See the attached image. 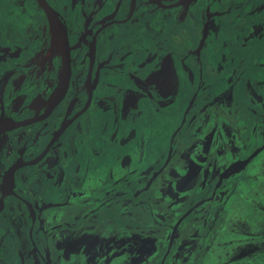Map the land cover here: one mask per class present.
I'll return each mask as SVG.
<instances>
[{"label":"flooded vegetation","instance_id":"obj_1","mask_svg":"<svg viewBox=\"0 0 264 264\" xmlns=\"http://www.w3.org/2000/svg\"><path fill=\"white\" fill-rule=\"evenodd\" d=\"M146 7L171 15L176 28L161 18L147 30L153 39L117 35L141 24ZM191 10L202 13L203 30L197 46L181 49ZM263 18L264 0H0V264H74L69 250L88 264L168 263L165 254L180 253L188 236L193 249L177 264L203 263L219 246L217 264H264L250 263L264 251V220L243 228L228 211L237 175L264 176L254 169L264 151ZM247 27L256 38L252 75L243 60L224 58L226 30ZM210 42L220 58H206ZM240 107L248 120L234 113ZM259 195L244 192L264 213Z\"/></svg>","mask_w":264,"mask_h":264},{"label":"rangeland","instance_id":"obj_2","mask_svg":"<svg viewBox=\"0 0 264 264\" xmlns=\"http://www.w3.org/2000/svg\"><path fill=\"white\" fill-rule=\"evenodd\" d=\"M227 2V0H225ZM231 1V0H230ZM106 2V1H105ZM236 4L238 3V0H232V4ZM105 10H107L106 7H104ZM144 10V9H143ZM202 13H199L198 17H196L194 15V12L191 10L190 14H189V18L188 20L184 23H182L180 25L181 30L183 31L182 34V38H184V42L180 45L181 49H184V44L188 47L191 46H197V38L193 37L194 35L198 34V37L201 35V32L203 30V20H202ZM242 14V13H239ZM243 16V15H242ZM139 18L141 20V24H135V23H131L130 25L125 24L122 26H119L117 28H115L117 30V35L120 36H124L125 34H127L129 31L136 33V36L139 37V35H144L146 34L147 36H149V39H153V35L151 34V36L148 34L147 30L149 29L151 30H155V27H157L159 25L160 19L163 18L165 21L168 22L167 24V29L169 31H173L176 28V24L175 22L172 20V16L168 15V17L166 16V14L163 12V10L161 9L160 11H156L152 8H147L145 11H142L139 15ZM264 19V18H263ZM229 20V19H227ZM40 21V20H39ZM210 27V25H209ZM231 30H234L238 27V24L235 23L233 25H229ZM239 28V27H238ZM31 30V29H30ZM227 40H228V52L226 55H224V58L227 60L230 59H236L237 61H241L243 60V74H251L253 73L254 67L251 64V62H249V60L252 58L253 54H254V48H253V42L256 40V38L252 35L250 36L249 34L251 33V28L247 27L246 30L240 31L236 36H229V30L227 29ZM222 36H223V32H222ZM245 37H249L248 41H252L250 44V47L248 46H241L242 42H245ZM149 41V40H148ZM220 41V38L218 40ZM164 45H166L167 43H164ZM113 48V50L119 51L121 46L118 45V43L115 44H111ZM215 45V42H210L209 48L207 50L206 53V58L210 59L212 54H217V56L220 58V54L213 52V46ZM263 50V47H262ZM57 49L54 51L56 52ZM51 51V49H49V53L48 55L54 53ZM125 51H122L121 54H125ZM169 50H163V55H162V60L164 59V57H166L169 54ZM116 55H118V53H116ZM139 55L140 52H139ZM128 58L134 59V50L133 48L131 49V54ZM193 62V59L191 60V63ZM207 67V65H206ZM208 68V67H207ZM230 68H228V70L226 71L229 72ZM209 72V70H208ZM164 73H166V71L164 70ZM119 74V73H117ZM207 77V75H206ZM166 78V77H165ZM238 90H241V88L238 86ZM166 93V92H165ZM168 93V92H167ZM170 96H166V99H170ZM184 108V107H183ZM241 108V107H240ZM238 108L237 111H234L235 114H239L241 116H243V119L246 121L250 118V114L245 111L243 108ZM182 109H180L181 111ZM182 115V113H181ZM178 122V118L177 117H172V118H165L164 119V124H165V132H171V129L173 128V126ZM262 126L264 127V123L262 122ZM170 134H165L164 138L165 139H169ZM260 141L257 140L255 141L254 145L256 143H258ZM261 155H259L255 161V166L254 169L257 173H261L262 171H264V166L261 165L264 163V151L262 153H260ZM232 155H228V157H231ZM148 157H146L147 160ZM230 158L227 159V161ZM228 163V162H227ZM252 173V169L247 170L244 174H239V176L237 175L236 180L240 181V185L238 187L237 192L234 195V198L232 200V202L230 204H233V208L229 205L228 211H230L231 217H234L235 219L239 220V218L245 219L241 222L237 223V226L243 227V228H251V225L253 226L254 229H258L261 225V222L264 220V213L263 212H258L255 213V210L253 209V203H251V201L247 200L244 197V192H246L249 188H256V190L259 192V196L260 199L264 201V185L263 182L260 180L264 181V176H261V179L259 181H255L254 180H249L248 179V175ZM148 175L150 174L149 172L147 173ZM169 173H164L160 179H168V175ZM191 176V170L187 173H185V175L181 176V178H184L182 180H186V178H190ZM187 181V180H186ZM178 185H173L172 187H170V191L173 192L175 190V187ZM256 186V187H253ZM138 188V187H132V190ZM261 190V191H260ZM234 210V211H233ZM235 212V213H234ZM236 213L238 214V216L236 215ZM238 232H242V229L239 228ZM224 237L227 238H231L233 237V241H236V237H234L233 233L228 232L224 235ZM71 238H75L74 236H71ZM188 241H193V237L188 236L185 240H184V246L182 248V250H184L182 252V250L179 252H177L176 254H178L176 256V254H174V257L172 259H170L171 262H169V264H177V260H178V256L180 254L188 256L190 255V252L188 250L193 249L192 244L187 245ZM65 239L63 240V245L65 244ZM186 247V249H184ZM221 247V246H219ZM219 247L215 250V251H211L209 253H207L204 257L205 262H201V258H197L195 259L194 264H217V261L219 259L218 255H219ZM250 247V246H249ZM67 252V251H66ZM152 253H154V250L149 249L147 251V255H151ZM193 253V250H192ZM68 256H66V254L64 253V258L65 259H69L70 257H73L75 260L74 264H88L84 258H79V256L77 255L76 252H73L69 250V252H67ZM138 254V253H137ZM176 256V257H175ZM83 257V256H82ZM264 260V251L260 252L258 255H256L251 261L250 263H261ZM70 264V263H69ZM234 264H238V263H234Z\"/></svg>","mask_w":264,"mask_h":264},{"label":"water","instance_id":"obj_3","mask_svg":"<svg viewBox=\"0 0 264 264\" xmlns=\"http://www.w3.org/2000/svg\"><path fill=\"white\" fill-rule=\"evenodd\" d=\"M182 4H179L177 7H179V6H181ZM173 6H175V5H172L171 7H173ZM209 26V25H208ZM210 29V28H209ZM209 29L207 28V26L205 27V29H204V34H203V38L201 39V41H200V44H199V48H198V50H200L203 46H204V44H205V42H206V36L208 35L207 33H208V31H209ZM70 72H71V67L68 69V66H66V76H67V78L66 79H68V77L70 76ZM145 82V81H144ZM144 84H146V83H144ZM64 85H67L66 84V82H65V84ZM263 148H259V150H257L252 156H254L255 154H257L258 152H260L261 150H262ZM250 158H252V157H250ZM161 172V171H160ZM176 252V251H175ZM175 252H173V251H170V253L168 252V253H166L165 254V258H169L170 257V259H172L173 257H174V254H176ZM163 254H164V252H161V253H159L158 254V252H155L154 251V253H152L151 255H152V257L153 258H159V260L161 259L160 257H162L163 256ZM148 256H150V255H148ZM148 258V257H147ZM171 262V261H170ZM160 264H169V262L168 263H165L164 261H161V263Z\"/></svg>","mask_w":264,"mask_h":264},{"label":"bare ground","instance_id":"obj_4","mask_svg":"<svg viewBox=\"0 0 264 264\" xmlns=\"http://www.w3.org/2000/svg\"><path fill=\"white\" fill-rule=\"evenodd\" d=\"M52 17V16H51ZM52 22H53V32H54V39H55V42L57 44H60L62 45L64 42H63V36H62V32H61V29L59 27V23L55 20V19H51ZM207 28L209 29L208 25H207ZM53 46V45H52ZM51 46V47H52ZM58 46V45H57ZM66 58V57H65ZM66 60V59H65ZM62 76V75H61ZM62 78V77H61Z\"/></svg>","mask_w":264,"mask_h":264},{"label":"trees","instance_id":"obj_5","mask_svg":"<svg viewBox=\"0 0 264 264\" xmlns=\"http://www.w3.org/2000/svg\"><path fill=\"white\" fill-rule=\"evenodd\" d=\"M132 222H133V223H135V222H134V219H133V221H132ZM195 254H196V256H199V253H198V252H196Z\"/></svg>","mask_w":264,"mask_h":264}]
</instances>
